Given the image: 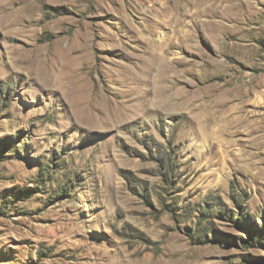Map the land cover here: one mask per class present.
Instances as JSON below:
<instances>
[{"label": "rangeland", "instance_id": "obj_1", "mask_svg": "<svg viewBox=\"0 0 264 264\" xmlns=\"http://www.w3.org/2000/svg\"><path fill=\"white\" fill-rule=\"evenodd\" d=\"M0 264H264V0H0Z\"/></svg>", "mask_w": 264, "mask_h": 264}, {"label": "bare ground", "instance_id": "obj_2", "mask_svg": "<svg viewBox=\"0 0 264 264\" xmlns=\"http://www.w3.org/2000/svg\"><path fill=\"white\" fill-rule=\"evenodd\" d=\"M170 102V101H175L173 98H171V97H163V100H162V102ZM172 103V102H171Z\"/></svg>", "mask_w": 264, "mask_h": 264}]
</instances>
